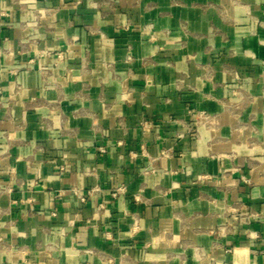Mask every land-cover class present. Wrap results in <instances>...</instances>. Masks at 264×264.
<instances>
[{
  "label": "crops",
  "instance_id": "crops-1",
  "mask_svg": "<svg viewBox=\"0 0 264 264\" xmlns=\"http://www.w3.org/2000/svg\"><path fill=\"white\" fill-rule=\"evenodd\" d=\"M0 264H264V0H0Z\"/></svg>",
  "mask_w": 264,
  "mask_h": 264
},
{
  "label": "built area",
  "instance_id": "built-area-1",
  "mask_svg": "<svg viewBox=\"0 0 264 264\" xmlns=\"http://www.w3.org/2000/svg\"><path fill=\"white\" fill-rule=\"evenodd\" d=\"M99 152L105 154L106 149L104 147H100ZM122 191H123L122 189H118L117 191L113 192V197H117Z\"/></svg>",
  "mask_w": 264,
  "mask_h": 264
}]
</instances>
